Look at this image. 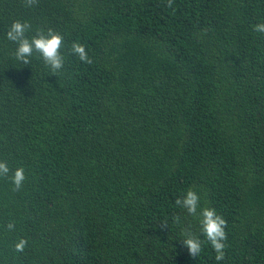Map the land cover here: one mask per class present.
Masks as SVG:
<instances>
[{
    "label": "trees",
    "instance_id": "1",
    "mask_svg": "<svg viewBox=\"0 0 264 264\" xmlns=\"http://www.w3.org/2000/svg\"><path fill=\"white\" fill-rule=\"evenodd\" d=\"M15 20L63 36L60 72L15 58ZM262 20L264 0H0V160L26 175L0 178V264H264ZM189 188L227 220L222 261Z\"/></svg>",
    "mask_w": 264,
    "mask_h": 264
},
{
    "label": "clouds",
    "instance_id": "2",
    "mask_svg": "<svg viewBox=\"0 0 264 264\" xmlns=\"http://www.w3.org/2000/svg\"><path fill=\"white\" fill-rule=\"evenodd\" d=\"M39 0H23L24 6L31 8L38 4ZM174 0H167V6L172 7ZM31 24L28 21L15 20L7 30L6 37L8 40L16 43L17 47L14 56L17 60L24 64H29L33 53H38L44 63L50 68L53 74L58 73L64 66V56L61 53L63 46V36L55 30L49 28L45 32L44 29H37L36 34L30 38L26 33L31 30ZM252 30L257 34H264V20L255 23ZM80 61L91 64L93 61L89 56L86 46L79 42L73 41L70 49ZM11 172V175L9 173ZM0 178H7L12 184L13 191H20L26 179L25 169L17 167L15 170L10 169L7 161L0 160ZM175 204L186 210L187 213L195 218H198L200 231L206 238V241L211 245L216 253L215 260L217 262L225 259V249L228 239L227 220L217 212L214 207H200V196L198 193L189 188L185 194L175 200ZM175 222H180V217L176 216ZM164 227L168 224L164 221ZM9 231L15 229V221L9 220L6 225ZM182 243L187 248L190 256L196 258L202 252V241L195 235L190 226L183 232ZM28 245L25 238H20L14 245V249L18 253L24 252Z\"/></svg>",
    "mask_w": 264,
    "mask_h": 264
}]
</instances>
